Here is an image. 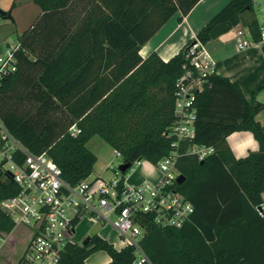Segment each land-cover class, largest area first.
Segmentation results:
<instances>
[{"label": "trees", "instance_id": "1", "mask_svg": "<svg viewBox=\"0 0 264 264\" xmlns=\"http://www.w3.org/2000/svg\"><path fill=\"white\" fill-rule=\"evenodd\" d=\"M199 1L34 0L41 14L17 36V69L0 85L5 127L30 152L46 153L72 185L93 174L98 158L87 145L95 136L126 164L157 165L171 151L164 133L175 120L176 84L191 45H207L237 26L254 43L263 41L255 0H231L168 62L157 52L141 56L171 18L180 13L183 21ZM0 18L11 14L1 11ZM195 106L194 143L214 148L202 161L184 156L177 164L185 181L176 188L195 213L180 229L159 228L145 217L140 246L151 264H264V217L258 212L264 203V125L257 120L264 104L249 101L237 82L218 74ZM241 131L253 134L259 150L238 159L227 138ZM19 193L0 164V237L23 230L27 249L31 231L2 206ZM98 251L108 253V264H136L134 247L118 250L99 235L86 247L68 245L61 264H86Z\"/></svg>", "mask_w": 264, "mask_h": 264}, {"label": "built area", "instance_id": "2", "mask_svg": "<svg viewBox=\"0 0 264 264\" xmlns=\"http://www.w3.org/2000/svg\"><path fill=\"white\" fill-rule=\"evenodd\" d=\"M235 40L238 51L246 50L254 43L242 26L236 28ZM18 49L19 42L16 41L0 55V85L16 71ZM187 59L184 74L176 84L175 120L164 133L172 140L171 151L155 165L161 173L157 182L129 183V172L141 161L130 164L124 173L120 166L126 163L121 153L115 151L121 164L118 168L112 165L106 168L111 174L109 178L92 174L72 185L46 153L30 152L8 131L0 117V164L20 187V193L11 200L12 203L9 205L5 201L2 206L16 225L25 226L32 233L20 264H61L68 245L82 246L73 238L77 225L84 218L103 226L110 225L119 233L124 247L135 248L136 264H151L140 246L147 229L144 218L149 216L155 226L164 229H180L191 220L195 207L176 188L177 178L181 175L177 164L184 156H194L202 161L214 153L213 147L194 143L195 102L197 95L219 74V64L199 42L191 45ZM71 132L73 135L78 133L75 126ZM258 212L264 217V203Z\"/></svg>", "mask_w": 264, "mask_h": 264}, {"label": "crops", "instance_id": "3", "mask_svg": "<svg viewBox=\"0 0 264 264\" xmlns=\"http://www.w3.org/2000/svg\"><path fill=\"white\" fill-rule=\"evenodd\" d=\"M230 1L200 0L183 21L179 20L180 13L176 14L143 46L140 51L141 56L146 58L152 52H157L164 61L168 62L189 41L195 39L200 30ZM13 3H15L14 8L11 7ZM258 6L260 9L256 16L264 31V0H255V7ZM0 10L11 14V18H0V55H2L6 47L10 45V38L14 35L17 37L26 31L41 14V9L34 0H12V4L8 5L0 0ZM236 28L209 42L205 48L218 62L220 75L237 82L249 101L256 99L264 104V55L262 52L264 37L261 43H253L246 50L238 51L235 40ZM257 120L264 125V109L257 115ZM227 142L238 159L259 150L258 142L249 131L235 132L227 138ZM139 166H141L139 173H135V170L129 173V183L137 185L146 181L157 182L160 179L161 173L151 163ZM106 168H94L93 175L109 178L111 174L106 171ZM262 197L264 200V193ZM22 236H25L23 230L15 229L11 234L0 237L3 241L0 243L2 246L0 264H19L29 241ZM19 244L23 245L21 251L17 249ZM113 245L115 248L118 247L116 244Z\"/></svg>", "mask_w": 264, "mask_h": 264}, {"label": "rangeland", "instance_id": "4", "mask_svg": "<svg viewBox=\"0 0 264 264\" xmlns=\"http://www.w3.org/2000/svg\"><path fill=\"white\" fill-rule=\"evenodd\" d=\"M3 3L6 5L12 4V0H3ZM259 9H260L259 6L255 7L256 14H259ZM16 39H17L16 35L12 36L9 40L10 44H14L16 42ZM87 147L89 148L90 151H92L98 157V161L95 165V169H99L102 167H108L109 165H112L113 167L118 168L119 165L121 164V160L115 156V150L112 147H110L99 136L93 137L89 141ZM1 151L2 150L0 148V154H1ZM0 163H1V160H0ZM148 163L149 162L146 160L141 161L142 165H147ZM133 169L135 170V173H139L141 166L135 165ZM112 219H114V217ZM94 235H99L102 238L108 240L110 243L116 244V246H118L117 248L119 249L125 246V243L120 238L119 233L116 230H114V228H112L110 225L103 226L99 223L92 221L89 218H84L77 225L76 235L74 236L73 240L76 243L82 244L83 240L87 236H94ZM22 237L23 239H27L28 234ZM22 248H23V245H20V244L17 245V249L19 251H21ZM109 262H110V256L108 255L106 251H98L92 254L86 260V264H108Z\"/></svg>", "mask_w": 264, "mask_h": 264}, {"label": "water", "instance_id": "5", "mask_svg": "<svg viewBox=\"0 0 264 264\" xmlns=\"http://www.w3.org/2000/svg\"><path fill=\"white\" fill-rule=\"evenodd\" d=\"M0 13H1V10H0ZM129 167H130V164H122L120 166V170L125 173ZM184 181H185V177L183 175H179V177L177 178V183L179 185H182L184 183ZM5 203L10 205L12 203V201L9 200V201H6ZM91 239H92V236H87L83 240L82 246L86 247L91 242Z\"/></svg>", "mask_w": 264, "mask_h": 264}]
</instances>
